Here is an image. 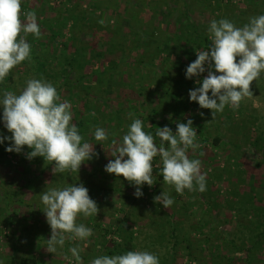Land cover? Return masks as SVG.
Returning <instances> with one entry per match:
<instances>
[{
  "label": "rangeland",
  "instance_id": "374dc122",
  "mask_svg": "<svg viewBox=\"0 0 264 264\" xmlns=\"http://www.w3.org/2000/svg\"><path fill=\"white\" fill-rule=\"evenodd\" d=\"M23 1L18 9L25 17L22 25L28 30L38 18L41 40L50 33L46 21L54 24L79 12L92 13L107 26L114 25L116 15L131 19L132 35L124 41L130 62L145 54V31L149 42L155 32L160 39L165 35L168 18L173 22L176 15L185 23L186 5L197 33L217 49L200 46L189 55L193 44L187 47L180 41L175 46L172 41V54H160L154 67L119 62L112 69L109 57L95 61L85 54L87 66L75 63L71 79L83 76L80 91L87 96H80L91 105L89 112L62 88L57 75L50 78L52 89L51 82L42 80L31 97L36 101L34 115L16 123L0 115V148L8 146L5 155L0 150V264H19L22 257L40 264H117L101 237L104 230L115 231L122 219L133 235L126 264H245L243 251L232 250L227 238L242 249L254 244L247 264H264V0H223L217 5L211 0H163L170 14L157 15L156 23L151 18L141 21L140 15L143 11L151 16L155 4L164 6L162 0H134L137 6L127 8L118 0ZM71 27L68 22L56 40L59 49L66 47L67 56L78 41ZM136 32L144 40L135 41ZM101 34L86 36L83 44L96 45ZM62 50L54 62L46 56L52 74L64 66ZM205 51L211 57L207 71L202 64ZM4 53L0 39V55ZM27 68L21 62L12 69L11 84L0 90V113L5 102L23 100L36 89L38 81L25 73ZM182 77L191 92L201 88L203 94L178 98L176 84ZM74 119H85V131L52 151L51 171L42 172L46 165L40 159L35 163L31 152H21L22 128H38L43 135L48 127L36 124L70 125ZM150 128L170 137L159 158L153 141L146 140ZM15 157L24 161L18 164ZM152 168H162L164 179L148 184L136 197L138 181ZM2 189L13 198L11 203ZM110 239L122 243L115 233L107 234L105 241Z\"/></svg>",
  "mask_w": 264,
  "mask_h": 264
},
{
  "label": "trees",
  "instance_id": "16d2710c",
  "mask_svg": "<svg viewBox=\"0 0 264 264\" xmlns=\"http://www.w3.org/2000/svg\"><path fill=\"white\" fill-rule=\"evenodd\" d=\"M119 5L125 4V7H135L137 6V1L134 0H118ZM163 1V0H162ZM208 1V0H207ZM210 1V0H209ZM214 1L215 4H221L223 3V0H211ZM249 2L251 0H248ZM253 2L261 1V0H252ZM263 1V0H262ZM16 2H19L16 6H11L13 3L15 5ZM204 2V1H203ZM25 4V1L23 0H0V39L4 40L5 43V53L3 55H0V90L4 87L5 83L11 84L12 81V69L17 66L19 63H24L28 66L25 73H32V75L37 79L38 83L36 84V89L31 91V96H25V98L22 99H12L10 101L5 102L2 107L3 111L0 113L1 117L6 116L10 123H16L20 121L21 117H30L35 114V105L36 101L35 99H32L31 97H35L36 92L38 91V87L42 86V80L45 81L48 80L50 83V78H54L57 76V79L59 78L60 82H62L61 86L62 88H68L70 93L73 97H77L78 100L82 101V107L86 112H89L92 107L88 103L86 99L81 97L80 95L83 94L84 96H87L84 91H80V85L83 76H78L77 78L71 79V76L73 72L76 70L75 63H81L82 67L87 66V60L89 57L95 58L94 60L99 61L102 60L105 57H109L107 60V66L112 69L118 66V63L124 62L126 64H136L141 66H155V58L161 54L166 53L168 56L172 54L174 47L171 45L172 41H175V46L180 43V41L184 42V45L189 47L193 44L192 48L187 49V54H193L194 51L202 46L204 48H211L213 51L217 49V45H213L212 41L207 38L206 36L200 35L198 32V25L195 22L189 21V15L188 13V6L185 5V11L183 13L185 20V23L182 25V17L179 18L178 16L174 15L173 22L170 21L171 18H168L169 20L166 22V28H165V35L160 39L157 35H155V38L152 41H147V31H145V41L142 43L145 47V54H139L137 58L134 57L132 59V62L127 61L126 59L131 56V51L129 50V53H127V49H125L124 41L126 42V39L128 36L132 35V31L130 29L131 25V19L129 20H123L120 16L116 15L115 23L113 26H107L104 24L100 17H94L92 13H89L88 15H82L76 13V16L69 17L68 15L65 17H62V20H56L53 24L52 21L47 22L46 21V30L50 31L49 34L44 35L46 40H41L42 35H40V29L36 26L38 23V18H35L28 26V30L23 27L22 23L25 21V17L22 18L19 14V10L21 8V5ZM162 4L164 6H158L155 4L152 9H150L151 16H148L147 13L141 12L140 20L145 21V19L151 18L154 23L155 17L159 15L160 17H166L169 13L168 5L163 1ZM10 6L12 8H10ZM78 5H74L72 10H75ZM154 7H157L156 9ZM155 9V10H154ZM16 10V11H15ZM69 11V10H67ZM41 12V11H40ZM14 15H17L14 16ZM182 15V16H183ZM6 18H4V17ZM171 16V15H169ZM16 17V18H15ZM68 22H71L72 29L77 32L78 41L74 45L71 55L68 53V56L66 55V47L62 49L58 48V43H56V40H58L62 36L61 29H64L66 24ZM144 23V22H143ZM106 25V27H105ZM125 25L126 29L122 28V26ZM171 26V27H170ZM55 28V29H53ZM172 28V29H170ZM158 30V27L157 29ZM100 32H102L101 35H99L98 39H96V45H91V43L83 44V38L86 36L92 37L94 34L98 35ZM135 41L137 39V42L140 40H144L142 36L138 32L135 33ZM139 36V37H138ZM235 39H238L235 38ZM152 44L153 47L149 48L148 51L146 47ZM194 44L196 45L194 47ZM66 45V44H65ZM99 48V49H96ZM135 48V46L133 47ZM254 47V50L255 51ZM223 49V48H222ZM62 50L61 55L65 57V60L63 61V68L59 69L58 74L54 72V74L51 73L52 68L47 64L46 56L52 57L51 62H54L55 57H57L58 52ZM65 52V53H64ZM82 52V53H81ZM85 54L89 55L87 60L85 59ZM222 56H227V54L223 51H221ZM166 55V56H167ZM189 55L187 56L189 58ZM168 57L164 59V62H167ZM155 59V60H154ZM211 61V57H210ZM161 63L160 65H162ZM85 64V65H84ZM66 66V67H65ZM159 71H161L159 68L160 66L156 67ZM190 67H186V69H190ZM109 70V69H108ZM107 70L105 69L104 72ZM162 75L166 76L168 75L167 72L162 71ZM181 78V75H179ZM56 79V80H57ZM176 84V89L180 92L178 93V98H182V94H189V96H198L203 94V91L201 88H197V91L191 92V87L188 85L187 81H184L182 77V81ZM52 82L50 83L49 89H52ZM206 87L211 88V84H206ZM67 89V90H68ZM83 92V93H82ZM23 98V97H22ZM198 104V103H197ZM185 108H187V105H183ZM176 109V108H175ZM6 110V111H4ZM5 112V114H4ZM84 120V121H83ZM87 120V119H86ZM88 121V120H87ZM36 122L38 120L36 119ZM85 119H77L73 120L70 125H67L64 122L59 123L58 125H50L49 122L45 123H38L36 126H42V127H48L46 131L43 133L39 131L37 128L34 131L29 130L28 128H22L21 133L24 137L23 140H20V145H22V151L31 152V154L34 156V162L38 163V160L40 159L46 166L41 170L42 172L46 171L50 166L54 167V164H51L53 162V154L52 151L57 148H61L64 145H68L72 141L76 140L77 138H80L82 134L84 133V126L86 128V124L84 123ZM11 127V126H10ZM150 135L146 140H152L154 143V146L151 147L154 150V153H156V158L161 157L160 148L162 146L166 145L168 141L170 140L166 134H160L157 130L148 129ZM11 134H18V131L15 129H11L9 131ZM20 133V134H21ZM219 138H215L213 140V144L216 145ZM52 148H48V147ZM8 147L7 145H2L1 154L5 155ZM157 151V152H156ZM18 164L19 161H24V159L20 158H14ZM162 168H152L148 171L147 176L144 178V181H136L137 183V191H136V197H141L143 193L146 191V188L148 184L155 183L156 181H162L164 179V176L160 174V170ZM50 170V169H48ZM51 171V170H50ZM48 171V172H50ZM155 175L152 176V173ZM3 196L5 199L8 198L7 203H11L13 201V198L10 195H7V191L2 189ZM128 198V197H127ZM241 201V199H240ZM8 203V204H9ZM14 204L18 202H13ZM241 203V202H238ZM208 204V201H207ZM212 210L211 207H208V211ZM127 221L124 219L119 221V225L116 226L115 231L110 232V230H104L102 233L101 240L102 242L109 243L110 246L106 248L107 255L115 256L117 264H126L125 262V254H129V251L132 248V242H133V235L132 232H129L128 229L124 228L126 227ZM124 225V226H123ZM115 233L117 236H119L122 240V243H116L113 239H110L108 241H105V237L107 234ZM262 236V232L258 233L256 235V240H259ZM227 244L232 248L234 251L242 250L244 253L245 258V264H247L248 258L250 252L255 249L254 244H249L242 249L241 247L237 246V243L232 238L226 239ZM240 245H244V243L239 242ZM209 250V248H207ZM229 251V250H228ZM221 258V255H219ZM227 259V258H226ZM40 261L36 258L31 257H22L19 261V264H40ZM228 263V262H227ZM226 263V264H227ZM252 262L251 264H253ZM250 264V263H248Z\"/></svg>",
  "mask_w": 264,
  "mask_h": 264
},
{
  "label": "built area",
  "instance_id": "2783aa9c",
  "mask_svg": "<svg viewBox=\"0 0 264 264\" xmlns=\"http://www.w3.org/2000/svg\"><path fill=\"white\" fill-rule=\"evenodd\" d=\"M202 64L204 70L207 71L210 67L211 62H210V55L206 51L204 52Z\"/></svg>",
  "mask_w": 264,
  "mask_h": 264
}]
</instances>
